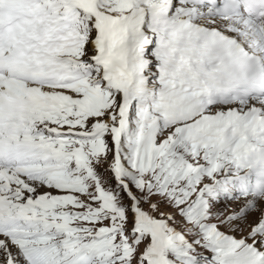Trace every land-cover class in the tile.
Segmentation results:
<instances>
[{
  "label": "snow or ice",
  "instance_id": "snow-or-ice-1",
  "mask_svg": "<svg viewBox=\"0 0 264 264\" xmlns=\"http://www.w3.org/2000/svg\"><path fill=\"white\" fill-rule=\"evenodd\" d=\"M0 264H264V0H0Z\"/></svg>",
  "mask_w": 264,
  "mask_h": 264
}]
</instances>
